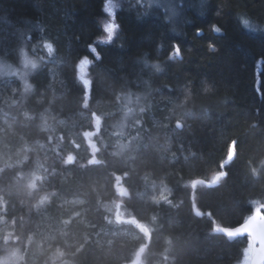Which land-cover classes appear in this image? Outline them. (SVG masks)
<instances>
[{"label":"trees","instance_id":"16d2710c","mask_svg":"<svg viewBox=\"0 0 264 264\" xmlns=\"http://www.w3.org/2000/svg\"><path fill=\"white\" fill-rule=\"evenodd\" d=\"M117 1L120 28L97 43L112 19L105 0H0V65L35 63L0 72V145L12 156L0 165V254L16 250L17 264H131L139 254L143 264H241L249 238L213 229L264 206V0H177L196 4L178 24L148 0ZM173 42L182 56L170 60Z\"/></svg>","mask_w":264,"mask_h":264},{"label":"rangeland","instance_id":"374dc122","mask_svg":"<svg viewBox=\"0 0 264 264\" xmlns=\"http://www.w3.org/2000/svg\"><path fill=\"white\" fill-rule=\"evenodd\" d=\"M113 3L119 5V2L117 0H114ZM146 5L148 8L150 7L151 9L160 8L161 10L163 9L164 11H167L169 17L172 18L170 20H173L174 23H176V24H178L180 19L183 17L184 8L186 6H187L186 9H188V10H189L188 6L196 7L195 3L192 4V2H191V3L185 4V5H181V3L177 2V0H148ZM173 7L176 9V12H177V14L175 16L172 15V8ZM117 8H115L113 11L116 12ZM107 22H109V21H107ZM85 61H86V59H84L82 62H80V64L78 65V70L80 72L81 79L84 82H88L89 66L87 63H85ZM33 63H34V59L32 57L26 56L23 58V60L21 62V66H19V67H13L12 69H9L8 66L1 64L0 65V72H2V75H3L9 71H11L12 73H18L19 71H23V70L27 71L33 67ZM88 63H89V61H88ZM2 75H0V76H2ZM133 112H135L134 109L130 110L129 114H132ZM46 117H47L46 120L50 121L51 124L53 125L54 129H55L56 128L54 126L55 125L54 122L56 120L55 116L49 114ZM119 121H121V122H119V124L122 125V120H119ZM115 126H117V123H115ZM83 134H84V136H86L87 143L89 144L88 148H89L90 152L95 154L98 150L97 140H95L96 139L95 134L94 133L90 134V133H87L86 131ZM93 141H94V143L92 144ZM5 150H7V151H5ZM15 154H16V152H15ZM10 157L12 159V156L9 155L8 147L5 148L3 145H0V165L4 164L6 161H8V159ZM119 189L122 193H127L126 188L121 187ZM165 194H167V192L165 190L161 191V197H164ZM250 253H251V244L246 249L245 255H244V258L242 259L241 264H249ZM20 260H21V257L19 256V254L16 250L7 249L6 251L2 252V254H0V264H17ZM131 264H143L142 259H141V254H139L137 256L136 260Z\"/></svg>","mask_w":264,"mask_h":264},{"label":"snow or ice","instance_id":"6c2138e0","mask_svg":"<svg viewBox=\"0 0 264 264\" xmlns=\"http://www.w3.org/2000/svg\"><path fill=\"white\" fill-rule=\"evenodd\" d=\"M199 3L201 4V6H203L204 4V0H199ZM119 7L118 4L113 3V0H105L102 11L105 12L110 18L109 22H107L106 24H104L103 26V31L106 33V40L104 41H97V43H110L114 36H116L118 29L120 28V25L115 21V13H114V9ZM177 14L176 9L173 7L172 8V15L175 16ZM215 15L217 17H219L221 15V12L219 9L215 10ZM237 18L240 20V24L244 29H248L251 31H256V25L252 24L250 22L249 18H243L242 15H237ZM210 30L216 34H223V28L221 27L220 24L218 23H212L210 25ZM203 29L201 28H197L196 29V35L197 36H201L203 35ZM29 39H31V37H29ZM44 48L47 50V52L49 53V55L52 54V52L54 51V47L53 44L51 42H45L44 43ZM209 48L211 51H215L216 47L214 44H210ZM89 52L90 53H97L96 55V59H102L101 56L98 55V51L95 45L90 44L89 45ZM182 56V51H181V46L179 43L173 42V44L171 45V49L168 53V58L171 59H179ZM258 63H264V55L260 56L258 61ZM33 67H35V63H33ZM261 96L264 97V93H261ZM233 149H234V142L232 145ZM257 212L264 216V207H261L258 210H254L253 212V216H255L257 214ZM238 228L241 229V234L244 235H249L250 233L248 231H244L243 230V226H237ZM236 230L235 229H226L225 230V235H232L233 233H235ZM213 234H215V228L213 229ZM261 243H264V236H261L260 238H258L256 240V244L257 246H259Z\"/></svg>","mask_w":264,"mask_h":264},{"label":"water","instance_id":"95a60500","mask_svg":"<svg viewBox=\"0 0 264 264\" xmlns=\"http://www.w3.org/2000/svg\"><path fill=\"white\" fill-rule=\"evenodd\" d=\"M196 182V181H195ZM196 186V184L194 183ZM196 211H198L196 209ZM199 214H203L198 211ZM237 226H243L244 231H248L249 235L241 234V229ZM237 226H223L218 223L215 224V229L224 234L226 229H235L236 232L232 235H226L229 237H251L252 240V250L249 264H262L264 262V243L259 246L256 244V240L261 236H264V216L260 215L258 212L255 216L253 214L249 216L244 222ZM225 235V234H224Z\"/></svg>","mask_w":264,"mask_h":264},{"label":"bare ground","instance_id":"6f19581e","mask_svg":"<svg viewBox=\"0 0 264 264\" xmlns=\"http://www.w3.org/2000/svg\"><path fill=\"white\" fill-rule=\"evenodd\" d=\"M232 148H233V147H232ZM232 156H233V151H232ZM232 156H231V157H232ZM195 184H197V181L195 182ZM196 209L198 210V208L195 206V211H196ZM198 211H200V210H198ZM198 211H197V212H198ZM201 212H202V211H201ZM202 213H203V212H202ZM203 214H204V213H203ZM203 214H200V215H203ZM208 214H209V213H208ZM215 224H216V223H215Z\"/></svg>","mask_w":264,"mask_h":264}]
</instances>
